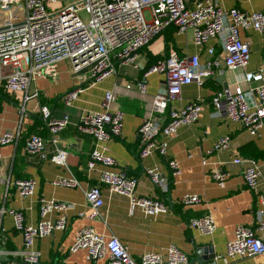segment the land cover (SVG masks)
<instances>
[{"label": "built area", "instance_id": "2783aa9c", "mask_svg": "<svg viewBox=\"0 0 264 264\" xmlns=\"http://www.w3.org/2000/svg\"><path fill=\"white\" fill-rule=\"evenodd\" d=\"M84 10L85 17L80 15ZM147 13V15H146ZM166 26H174L175 31L190 30L193 41L206 45L210 55L201 62L198 53H168L157 57L144 69V74L161 72L164 84L150 96L151 114L144 117L138 126L140 157L157 153L166 157L170 172H179L178 161L168 156L166 137L180 125L193 123L198 119L202 99L196 96L179 106L171 102L178 98L183 85L195 83L203 85L213 75V65L217 63L215 44L221 47L223 61L227 69L245 68L250 56L249 43L242 38L240 30L264 31V6L259 9H243L225 6L223 0H0V76L2 86L7 91H24V99L37 94L28 92L31 74L38 68L67 57L72 70L78 72L87 67L89 76L99 80L115 71L114 60L131 64L136 68L146 65L138 60L139 50L159 34ZM213 40L211 44L208 41ZM3 71V69H5ZM141 93L145 84L137 82ZM82 86L76 85L60 96L63 104H70ZM114 93L104 92L100 109L84 111L76 123L77 129L92 137L95 145L90 151L87 167L101 165L99 183L91 184L85 190V199L90 208L89 215L99 213L103 205L100 183L115 192L126 195L131 202L142 208L147 215H155L167 209L165 200L149 195H137V178L123 168H116L115 158L107 153L105 140L122 133L124 112L113 105ZM211 103L213 112H224L226 117L239 123L251 135H258L264 127V67L245 70L242 77L232 84L213 92ZM23 106H21V110ZM39 111L50 132L51 151L46 139L37 132H30L25 138L24 149L39 159H50L66 165L67 149L58 144V132L69 122L67 113L56 117L47 104L39 105ZM20 128L0 133V145L16 142ZM230 135L217 138L212 150L227 147ZM232 161L243 163L242 176L245 186L256 190L259 166L254 158L236 154ZM146 172L161 191L168 190L169 178L154 167ZM211 177L222 181L229 171L213 168ZM54 184L77 186L75 177H60ZM21 196L33 193L35 179L31 176L13 181ZM258 201L264 204V191L258 193ZM195 193H184L178 202L187 205L199 202ZM66 203L39 197V219L35 224L24 221L22 210L8 208L0 203V214L9 212L14 218V226L21 233L22 247L0 250V254L10 253L13 262L19 264H41L40 253L34 247L35 239L49 235L54 229H64L67 217L63 212ZM57 211L56 217L50 214ZM83 214V211H79ZM188 224L201 232L210 233L215 228L211 214L192 216ZM87 250L92 260L106 255L101 264H201L175 245L165 248L164 254L148 250L134 259L126 245L114 234L105 235L92 226L84 225L76 233L69 249ZM264 253V209L257 208L254 224L239 223L233 238L225 245V254L230 258L248 254ZM255 264H264V261Z\"/></svg>", "mask_w": 264, "mask_h": 264}, {"label": "crops", "instance_id": "0c3cea01", "mask_svg": "<svg viewBox=\"0 0 264 264\" xmlns=\"http://www.w3.org/2000/svg\"><path fill=\"white\" fill-rule=\"evenodd\" d=\"M223 4L252 10L262 8L264 0H223ZM240 34L250 48L249 61L244 69L254 71L264 67V31L241 29ZM157 35L139 50L138 60L146 65L144 68L114 60L115 71L112 74L93 80L88 69L75 72L70 60L63 57L31 74L28 92L37 91V94L27 99H24V91L4 89L0 76V133L20 128L16 142L0 145V203L22 210L24 221L29 224H35L40 217L39 197L66 203L63 211L67 217L66 227L54 229L49 235L35 239L34 247L39 251L42 263L101 264L106 255L92 260L84 248L69 249L76 231L84 225L92 226L105 235H116L136 260L144 251L164 254L167 246L175 245L201 264H255L264 261V253L235 258L225 254L226 242L233 238L236 225L254 224L257 208L264 209V204L258 201V193L264 191V127L258 135H251L239 123L229 120L224 112H213V92L239 80L244 72L243 68L225 67L220 45L215 44L217 63L213 65V75L201 86L195 83L183 85L180 96L171 102L172 106H179L196 96L202 99L198 119L180 125L166 137L167 154L178 161L179 172L172 174L166 157L157 153L144 157L138 155V126L152 112L151 94L164 84L163 73L154 71L145 75L143 72L153 61V54H166L167 51L198 53L201 62L210 58L207 46L196 44L189 29L174 31L168 42L163 31ZM213 42L210 40L207 44ZM138 81L145 84V93L137 87ZM76 85L82 86L81 92L70 104H63L60 96ZM108 89L114 93V107L124 112L123 127L121 135L100 144L107 146V153L116 160V168H123L137 178V195L156 196L166 201L167 209L158 214L147 215L126 195L100 183L103 205L99 213L89 215L85 190L91 184L99 183L102 166L87 167L95 143L90 135L77 129L76 123L84 111L100 109V101ZM41 104H47L53 116L59 117L64 113L69 116V122L57 135L58 144L68 151L66 165L56 164L48 158L39 159L24 149L25 138L33 131L46 139L48 151L53 148L49 129L39 111ZM224 134L230 135L227 147L212 150L213 142ZM236 154L257 161L260 174L255 191L244 184L242 169L245 162L232 161ZM148 167H154L168 176L167 191H161L152 182L146 172ZM215 167L229 171V175L222 181H215L210 174ZM28 176L35 179L34 191L28 196H21L13 181ZM60 177H75L79 183L77 186L54 184L53 180ZM184 193H195L200 201L183 205L178 198ZM204 213L211 214L214 219L215 228L210 233L201 232L188 224L190 217ZM57 214L53 211L50 216L54 218ZM22 243L12 214L6 211L0 214V250L20 248ZM211 254L214 256L211 257ZM0 264L19 263L13 262L10 253H1Z\"/></svg>", "mask_w": 264, "mask_h": 264}, {"label": "trees", "instance_id": "16d2710c", "mask_svg": "<svg viewBox=\"0 0 264 264\" xmlns=\"http://www.w3.org/2000/svg\"><path fill=\"white\" fill-rule=\"evenodd\" d=\"M162 31L164 32L165 41L168 42L172 38L171 36H172L173 32L175 31V27L174 26H166ZM168 53L169 52L167 51L166 54H168ZM166 54H153L152 58H153V60H155L157 57L163 56V55H166Z\"/></svg>", "mask_w": 264, "mask_h": 264}, {"label": "rangeland", "instance_id": "374dc122", "mask_svg": "<svg viewBox=\"0 0 264 264\" xmlns=\"http://www.w3.org/2000/svg\"><path fill=\"white\" fill-rule=\"evenodd\" d=\"M79 13H80V15H81L82 17H85V16H86V13H85L84 10H82V11L80 10ZM146 15H147V13H146ZM158 35H160V33H159ZM158 35H157V36H158ZM154 40H155V39H154ZM84 69H87V67H85Z\"/></svg>", "mask_w": 264, "mask_h": 264}, {"label": "water", "instance_id": "95a60500", "mask_svg": "<svg viewBox=\"0 0 264 264\" xmlns=\"http://www.w3.org/2000/svg\"><path fill=\"white\" fill-rule=\"evenodd\" d=\"M210 256L212 257V256H214V254H211ZM41 264H48V263H42V262H41Z\"/></svg>", "mask_w": 264, "mask_h": 264}]
</instances>
